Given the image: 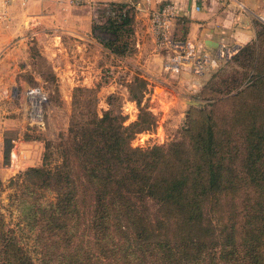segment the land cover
<instances>
[{
  "label": "trees",
  "instance_id": "1",
  "mask_svg": "<svg viewBox=\"0 0 264 264\" xmlns=\"http://www.w3.org/2000/svg\"><path fill=\"white\" fill-rule=\"evenodd\" d=\"M104 3L114 12H102L92 30L111 52L126 54L133 15L125 4ZM260 27L256 36L264 33ZM254 44L234 57H253ZM140 109L144 123H154L151 112ZM241 118L239 169L247 180L230 161L237 146L224 147L212 123L197 132L190 149L182 141L132 146L134 125L111 109L99 115L93 108L72 119L60 159L52 162L45 154L42 165L23 172L30 198L20 205L36 228V242L59 264H264V119ZM10 148L4 138L6 164ZM248 185L253 194L241 197L236 191ZM39 188L53 192V199L42 202ZM237 196L240 219L235 208L225 216L223 198ZM0 264H36L1 212Z\"/></svg>",
  "mask_w": 264,
  "mask_h": 264
},
{
  "label": "rangeland",
  "instance_id": "2",
  "mask_svg": "<svg viewBox=\"0 0 264 264\" xmlns=\"http://www.w3.org/2000/svg\"><path fill=\"white\" fill-rule=\"evenodd\" d=\"M104 2L68 5L50 0L45 6L19 2L14 11L25 13V19L8 27L14 33L3 49L17 58L10 61L3 80L7 93L0 91V212L36 264H59V258L45 253L36 242V228L20 205L30 198L23 172L42 165L45 154L52 162L60 159L61 141L69 136L72 119L88 116L93 108L99 115L111 109L125 117V124L134 125L132 146L182 141L190 149L196 145L197 132L212 123L224 147L237 146L238 155L230 161L246 180V173L239 169L245 143L241 117L245 122L249 115L264 119V33L252 40L253 57L236 59L235 52L202 76L189 72L180 81L177 75L161 72L157 78L145 55L152 47L137 44V32L140 28L145 31L146 22L136 18L135 9L124 0L115 2L125 4L133 15L129 52L111 55L98 40L92 24L105 17L101 11ZM34 86L46 94L41 123L33 121L27 111L26 94ZM240 88L244 90L232 96ZM256 102L260 106L253 107ZM140 108L151 112L154 123H144ZM230 130L231 139H227L224 135ZM4 138L11 143L7 164L3 162ZM253 189L243 186L236 192L243 197L242 192L252 193ZM38 190L42 202L53 199V192ZM222 202L225 216L235 208L233 213L240 219V197L235 201L225 197Z\"/></svg>",
  "mask_w": 264,
  "mask_h": 264
},
{
  "label": "crops",
  "instance_id": "3",
  "mask_svg": "<svg viewBox=\"0 0 264 264\" xmlns=\"http://www.w3.org/2000/svg\"><path fill=\"white\" fill-rule=\"evenodd\" d=\"M28 1L35 6H45L50 3V0ZM166 1L173 2L178 8V15L174 18L171 30L172 36L176 39L181 38L180 40L186 42L185 44L189 47L195 46L196 49L211 55H214L217 48L222 44L237 47L239 50L246 43L256 38L258 27L264 24V0H149L152 7H157ZM18 4V0L11 1L7 25L0 27L1 92L6 90L3 86V80L4 78L7 79L9 63L17 58L14 53L10 54L8 49H3L8 43L9 36L14 33L8 27L10 25L12 27V24L16 21H22L26 15L14 11ZM135 17L146 22L145 31L148 34L140 28L137 32V44L144 49L147 45L152 47L151 50L145 51V55L148 56L146 60L149 61L150 58L152 62L150 67L156 69L154 71L156 77L158 78L162 72L166 76L177 75L182 81V76H187L191 72L189 65H186L177 73L164 70L163 61L169 56L171 49L160 48L155 44L149 28V19L144 10L136 9ZM107 51L111 55H116L109 49ZM165 78V75L161 76V79L164 80Z\"/></svg>",
  "mask_w": 264,
  "mask_h": 264
},
{
  "label": "built area",
  "instance_id": "4",
  "mask_svg": "<svg viewBox=\"0 0 264 264\" xmlns=\"http://www.w3.org/2000/svg\"><path fill=\"white\" fill-rule=\"evenodd\" d=\"M12 0H0V27L7 24L9 16V6ZM25 2L27 0H18ZM68 5H82L94 0H56ZM128 6L135 10H144L149 19V28L155 44L160 48L171 49V53L163 61V69L170 73H177L186 65L196 76H202L210 67L218 65L221 60L229 59L237 47L220 45L215 54L211 55L195 46H187L183 40L172 36V26L174 18L178 15L177 6L170 1L163 2L157 7H152L149 0H124ZM101 11L106 15L114 10L108 5L101 7ZM27 111L30 118L36 123L42 122L43 103L46 100L45 92L37 86L30 87L26 94Z\"/></svg>",
  "mask_w": 264,
  "mask_h": 264
}]
</instances>
